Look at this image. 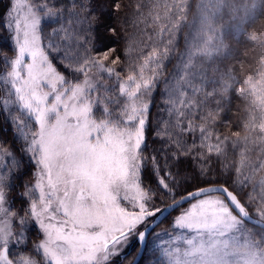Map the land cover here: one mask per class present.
<instances>
[{
    "label": "snow or ice",
    "instance_id": "snow-or-ice-1",
    "mask_svg": "<svg viewBox=\"0 0 264 264\" xmlns=\"http://www.w3.org/2000/svg\"><path fill=\"white\" fill-rule=\"evenodd\" d=\"M149 250L264 264V0H0V264Z\"/></svg>",
    "mask_w": 264,
    "mask_h": 264
},
{
    "label": "trees",
    "instance_id": "trees-1",
    "mask_svg": "<svg viewBox=\"0 0 264 264\" xmlns=\"http://www.w3.org/2000/svg\"><path fill=\"white\" fill-rule=\"evenodd\" d=\"M136 244H132L131 246H130V248H131V253H133L134 252V250H136ZM128 251H129V249H128ZM151 255H152V253H151V251L149 250V251H147V252H145L144 254H143V259L141 260V264H149V258L151 257ZM125 264H126V262H125Z\"/></svg>",
    "mask_w": 264,
    "mask_h": 264
},
{
    "label": "rangeland",
    "instance_id": "rangeland-1",
    "mask_svg": "<svg viewBox=\"0 0 264 264\" xmlns=\"http://www.w3.org/2000/svg\"><path fill=\"white\" fill-rule=\"evenodd\" d=\"M128 249H129V250H131V248H130V247H129ZM128 249H127V252H128Z\"/></svg>",
    "mask_w": 264,
    "mask_h": 264
},
{
    "label": "water",
    "instance_id": "water-1",
    "mask_svg": "<svg viewBox=\"0 0 264 264\" xmlns=\"http://www.w3.org/2000/svg\"><path fill=\"white\" fill-rule=\"evenodd\" d=\"M128 253H130V254H131V250H129V251H128Z\"/></svg>",
    "mask_w": 264,
    "mask_h": 264
}]
</instances>
